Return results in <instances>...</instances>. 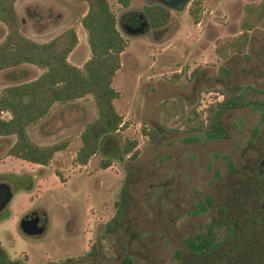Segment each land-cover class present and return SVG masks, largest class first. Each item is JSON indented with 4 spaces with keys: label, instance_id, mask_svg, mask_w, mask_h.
<instances>
[{
    "label": "rangeland",
    "instance_id": "rangeland-1",
    "mask_svg": "<svg viewBox=\"0 0 264 264\" xmlns=\"http://www.w3.org/2000/svg\"><path fill=\"white\" fill-rule=\"evenodd\" d=\"M107 1L127 43L113 82L120 94L115 108L125 126L104 142L85 167L77 166L75 159L82 147L81 134L97 117L91 97L55 105L47 118L28 129L31 140L40 146L70 141L47 167L7 157L14 138L0 140V184H8L13 191L11 202L0 212V247L8 264H114L101 256L96 263L80 260L94 244L101 247L102 255L112 259L115 252L110 247L125 242L123 235L117 242L115 238L104 239L103 234L104 225L115 214L114 204L131 180L136 182L131 188L134 204L129 216L142 223L143 253L150 254L153 264H178L175 251L184 240L204 231L220 207L226 209V219L237 228V239L200 263L185 251V264H264L261 113H229L225 125L232 135L230 141H209L203 134L186 135L176 125L171 132L163 133L156 145L143 134V130L159 127L165 101L182 99L186 115L193 117L194 111L204 115L209 106L221 102L224 93L239 94L246 87L264 90V21L252 33L246 56L232 55L223 60L215 52L220 42L239 35L244 6L260 0H204L198 24L188 13L192 0L178 7L168 5L166 0H133L129 9H123L117 0ZM151 5L170 10V20L158 30L149 27L145 15V8ZM16 7L26 37L46 43L74 28L78 46L69 62L82 68L89 60L87 35L81 26L87 12L84 3L19 0ZM133 15L143 16L148 25L142 34L124 31ZM5 34L0 24V42ZM40 74L30 66L0 73V95L6 87ZM4 118L9 119V115ZM187 139L192 142L187 143ZM127 141L138 143L141 155L136 162L120 158ZM107 158L113 164L102 170L101 163ZM208 196L213 197L215 210L191 215L197 202ZM33 212L46 217L47 228L41 236H27L20 230L22 219ZM257 216L263 218L251 235L254 255L243 254L244 250L239 255L236 251L237 247L243 249L241 237ZM143 253L133 254L132 264H146Z\"/></svg>",
    "mask_w": 264,
    "mask_h": 264
},
{
    "label": "trees",
    "instance_id": "trees-1",
    "mask_svg": "<svg viewBox=\"0 0 264 264\" xmlns=\"http://www.w3.org/2000/svg\"><path fill=\"white\" fill-rule=\"evenodd\" d=\"M18 1L0 0V24L6 30L0 42V73L30 66L40 70L41 74L35 79L6 87L0 95V140L14 138L6 156L41 167L49 166L54 156L63 152L70 141L40 146L31 140L28 129L47 118L55 105H69L91 97L97 109V117L86 125L81 134L82 147L75 159L77 166L85 167L101 151L104 142L125 126L124 118L115 108V101L120 98V94L113 88V82L121 69V56L127 43L117 28L116 16L107 0H66L87 6L81 26L87 35L90 58L82 68H78L69 62L71 53L78 46L75 29L69 28L46 43L33 41L22 33V22L16 9ZM132 1L117 0V3L123 9H129ZM203 1L192 0L188 10L195 24L200 22ZM145 15L153 30L162 28L170 20V11L160 5L146 7ZM263 21L264 0L245 5L239 35L220 42L215 49L216 55L223 60L232 55L246 56L252 41L251 35ZM184 106L182 99L165 101L161 106L159 127L143 130L144 136L152 144H159L163 133L171 132L176 125L186 135L203 134L209 141H230L232 135L225 125V117L229 113L243 110L260 112L264 122V90L252 87H246L239 94L224 93L223 100L209 106L204 115L194 111V116L188 117ZM4 115H9V119H5ZM186 142L192 140L187 139ZM137 147L136 141H127L120 158L128 157L132 162L138 161L141 151ZM112 164V159L107 158L101 163V169L107 170ZM135 182H126L125 191L114 204L115 214L104 225V239L115 238L118 242L119 236L123 235L125 242L110 247L115 252L112 259L102 255L101 247L94 244L81 258V262L96 263L95 259L101 256L108 263L132 264L133 254L143 253L146 248L142 242L145 230H142V223L137 218L129 216L134 204L131 188ZM214 210V199L208 196L199 200L190 214L199 216ZM216 212V215H211L204 231L197 233L194 238L184 240L175 251L174 258L178 264H185V251L195 263H200L202 259L215 255L237 239L238 230L226 219V209L220 207ZM261 219L257 216L252 220L249 230L241 237L243 249L237 247V253L244 250L243 254L254 255L256 248L251 235L254 226L262 224ZM132 246L138 250L134 251ZM142 258L146 264H153L149 253L146 252ZM246 264L251 263L246 261Z\"/></svg>",
    "mask_w": 264,
    "mask_h": 264
},
{
    "label": "water",
    "instance_id": "water-1",
    "mask_svg": "<svg viewBox=\"0 0 264 264\" xmlns=\"http://www.w3.org/2000/svg\"><path fill=\"white\" fill-rule=\"evenodd\" d=\"M147 29V24L143 25L138 31H133L132 35L142 34ZM13 191L6 183L0 184V212H2L11 202ZM20 228L27 236H41L47 228V220L44 214L40 216L34 212L28 218H25L20 223Z\"/></svg>",
    "mask_w": 264,
    "mask_h": 264
},
{
    "label": "flooded vegetation",
    "instance_id": "flooded-vegetation-1",
    "mask_svg": "<svg viewBox=\"0 0 264 264\" xmlns=\"http://www.w3.org/2000/svg\"><path fill=\"white\" fill-rule=\"evenodd\" d=\"M187 1L188 0H166L165 2L168 5L172 6V7H178V6H185L188 3ZM160 6H162V5H160ZM162 7H165V6H162ZM146 24L147 23H146V21H144V17L143 16H141V15H133L132 16V20L129 22V24L124 27V31L126 33H128V34H131L133 31L140 30L142 28V26L146 25ZM147 27H148V25H147ZM33 213H31L30 215H32ZM30 215H27L25 218H28ZM20 230H21V228H20ZM2 252H4V250L1 249V247H0V264H8L9 260L7 259L6 256L3 255Z\"/></svg>",
    "mask_w": 264,
    "mask_h": 264
},
{
    "label": "crops",
    "instance_id": "crops-1",
    "mask_svg": "<svg viewBox=\"0 0 264 264\" xmlns=\"http://www.w3.org/2000/svg\"><path fill=\"white\" fill-rule=\"evenodd\" d=\"M18 3V2H17ZM16 6H17V4H16ZM17 8V7H16ZM26 164H28V163H26ZM27 174H29V173H27Z\"/></svg>",
    "mask_w": 264,
    "mask_h": 264
},
{
    "label": "built area",
    "instance_id": "built-area-1",
    "mask_svg": "<svg viewBox=\"0 0 264 264\" xmlns=\"http://www.w3.org/2000/svg\"><path fill=\"white\" fill-rule=\"evenodd\" d=\"M220 102V101H219Z\"/></svg>",
    "mask_w": 264,
    "mask_h": 264
}]
</instances>
